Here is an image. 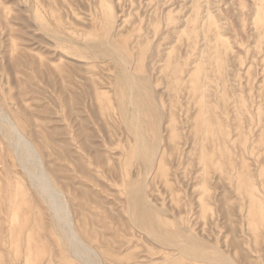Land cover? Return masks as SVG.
Instances as JSON below:
<instances>
[{"label":"rangeland","instance_id":"obj_1","mask_svg":"<svg viewBox=\"0 0 264 264\" xmlns=\"http://www.w3.org/2000/svg\"><path fill=\"white\" fill-rule=\"evenodd\" d=\"M0 7V264H84L74 250L91 264H264V0ZM101 42L144 79L145 136L161 137L149 175L121 115L123 62ZM131 186L149 217L127 207Z\"/></svg>","mask_w":264,"mask_h":264},{"label":"bare ground","instance_id":"obj_2","mask_svg":"<svg viewBox=\"0 0 264 264\" xmlns=\"http://www.w3.org/2000/svg\"><path fill=\"white\" fill-rule=\"evenodd\" d=\"M0 8H2V7H0ZM5 14V13H4ZM264 17V16H263ZM7 18V17H6ZM262 20L264 21V18H262ZM0 21H1V17H0ZM2 23V22H1ZM112 32V31H111ZM215 33H216V31H215ZM160 36V35H159ZM109 38H110V36H109ZM107 40H108V38H107ZM157 40V39H156ZM103 42V41H102ZM99 43V44H102V45H99V44H97V46H98V48H100V53H102V54H104V57H105V55H107V56H109L110 58H112L113 60H118L119 62H123V66H122V73H121V75H120V77H121V82L123 83V85L122 86H124V88H125V90H126V93H127V96H126V98H127V105H126V107H125V109L123 110V111H121L122 112V116L124 117V120H125V125H126V128H127V130H128V132H129V134L132 136V138L134 139V142H135V148H134V150H133V153H134V157H135V159L138 161V162H140L142 165H141V168H142V166L144 165L145 166V172H146V170H148V175H149V170H151L152 171V169L154 170V166H155V162H156V159H157V157H158V154H159V150H160V134H159V137H158V139H159V141L158 142H151V141H149L148 139H147V137L145 136V133H146V126H145V123H144V113H145V111H146V103H145V100H146V98H147V95L143 92V90H142V88H141V86H140V84L138 83L139 82V80L141 79H139L138 80V77L136 76H133V73H129L128 71H127V67L128 66H130V65H128L127 66V64H126V62L128 63V61H126V59H124V57L122 56V55H120V54H122V53H118L117 51H115L116 49H114V50H111V49H113V48H108L109 47V45H108V47H107V45H103V43ZM106 43L105 44H107L108 42L107 41H105ZM110 43V42H109ZM80 44V43H79ZM89 44V43H88ZM87 44V45H88ZM91 44V43H90ZM95 44H96V42H95ZM95 44H93L94 45V48L95 49H97L96 47H95ZM81 45V44H80ZM85 46V45H84ZM87 48V47H86ZM89 48V47H88ZM99 50V49H98ZM91 51V50H90ZM95 52V51H94ZM96 53V52H95ZM99 53V52H98ZM97 53V54H98ZM96 56V55H95ZM101 57H102V55H101ZM109 58V59H110ZM103 59V58H102ZM129 61H131L130 59H129ZM120 64V63H119ZM129 64H130V62H129ZM126 65V66H125ZM131 71V70H130ZM191 73V72H190ZM203 79H204V77H203ZM141 80H144V79H141ZM140 80V81H141ZM149 80V79H148ZM141 84H142V82H141ZM148 87V86H147ZM150 88V87H149ZM152 89V88H151ZM154 89V88H153ZM150 90V89H149ZM204 92V91H203ZM152 94H153V92H151ZM206 93V92H205ZM156 96V95H155ZM204 97V96H203ZM153 98H154V95H153ZM152 98V99H153ZM150 99V98H149ZM147 101V100H146ZM153 101H156V100H153ZM155 103V102H154ZM157 105H155V107H156ZM158 108V107H157ZM157 108H155V109H157ZM123 109V108H122ZM158 110V109H157ZM160 110V109H159ZM158 110V111H159ZM157 111V114L158 113H160V111L158 112ZM161 114V113H160ZM164 115V114H163ZM1 116V115H0ZM123 117H122V119H123ZM159 117V116H158ZM160 117H161V115H160ZM184 117V116H183ZM161 119V118H160ZM160 119H158V121L160 120ZM203 119V118H202ZM7 120V119H6ZM124 120H123V122H124ZM156 121H157V119H156ZM161 121V120H160ZM5 122V121H4ZM160 123H158V125H159ZM162 125V124H161ZM148 126V125H147ZM156 126V125H155ZM8 127H11V125L10 126H8ZM125 127V126H124ZM149 127V126H148ZM159 127H160V125H159ZM162 127V126H161ZM1 129H3V128H1ZM160 129V128H159ZM152 130L154 131V129L152 128ZM165 130V129H164ZM2 131V130H1ZM12 131H14L15 132V134L17 135V137H15V138H18L19 139V141H22L21 140V137H22V135L20 134V132H19V130H18V128L15 126V125H12V129H11V132ZM160 131H162L161 129L160 130H158V132H160ZM4 132V131H3ZM154 133H155V131H154ZM162 133V132H161ZM15 134H13L12 133V135H15ZM149 134V133H148ZM11 135V134H10ZM150 135V134H149ZM85 136V135H84ZM14 138V137H13ZM93 138V137H92ZM10 139H12V138H10ZM10 139H9V141H10ZM14 140V139H13ZM12 140V141H13ZM15 140H17V139H15ZM12 141H11V143H12ZM108 141V140H107ZM8 143V142H7ZM16 143H18V142H16ZM15 143V144H16ZM9 144V143H8ZM14 144V145H15ZM19 144H20V142H19ZM18 145V144H17ZM16 145V146H17ZM90 145V144H89ZM30 146H32V148L34 147L33 145H30ZM191 147V146H190ZM31 148V147H30ZM35 149V148H34ZM189 157V156H188ZM23 158H25V157H23ZM31 158V157H30ZM29 158H27V161H29L28 160ZM26 160V159H25ZM32 160V159H31ZM37 160H39V159H37ZM135 164V163H134ZM34 165V164H33ZM138 165V164H137ZM140 167V166H139ZM197 167V166H196ZM25 168V167H24ZM26 169V168H25ZM27 170V169H26ZM28 171V170H27ZM26 171V172H27ZM145 172H144V174H145ZM31 173V172H30ZM40 173V172H39ZM38 173V174H39ZM117 173V172H116ZM151 173V172H150ZM32 174V173H31ZM30 175V174H29ZM33 175V174H32ZM31 175V176H32ZM145 175H147V174H145ZM144 175V176H145ZM34 176V175H33ZM38 175H36V177H37ZM150 177V176H149ZM34 178H35V176H34ZM38 179L37 180H39V186H40V188H41V190L45 193V197H44V201L45 202H47V200L49 201L50 199H52V198H50V196L51 195H55L58 191H56L55 192V190L56 189H54V188H52V187H50V184L51 183H48L49 181V179H47V176L45 175V174H41V176L39 175L38 177H37ZM142 181V180H141ZM34 182H36V181H34ZM145 182H146V180H145ZM32 183H33V181H32ZM38 183V182H37ZM136 183H134V185H135ZM143 184H144V181H143ZM143 184H142V187L140 188V186H138L139 187V189H142L143 187H145L146 186V184L143 186ZM215 185V184H214ZM136 188H133V186H131L130 187V189H129V191H128V195H127V201H128V203H126V204H128L127 205V207L129 208V209H131L130 211L132 212V210L133 209H135L136 210V213H137V215L139 216V218H140V220L141 219H144V218H146V217H149L150 216V212H151V209H150V206H149V204H148V202L146 201V199H145V197H144V194H143V192H142V190H139L138 189V191H136L135 190ZM144 190H145V188H144ZM143 190V191H144ZM165 190V189H164ZM163 190V191H164ZM40 192V191H39ZM145 192V191H144ZM59 193V192H58ZM127 194V193H126ZM126 196V195H125ZM58 197V196H57ZM56 196L54 197V198H57ZM154 198V197H153ZM54 200V199H53ZM52 200V201H53ZM57 199H55V201H56ZM156 200V199H155ZM159 200V199H158ZM54 201V202H55ZM126 201V200H125ZM225 201V200H224ZM50 203V206H51V204H53V202H51V201H49ZM48 203V202H47ZM57 203V201L54 203V204H56ZM48 204V205H49ZM54 204H53V206H54ZM59 204V203H58ZM52 207V206H51ZM56 207H59V205H57ZM54 208H55V206H54ZM54 208L52 207V209L54 210ZM151 208H153V206H151ZM51 209V210H52ZM129 209H127V210H129ZM58 210H59V208H58ZM57 211V210H56ZM55 211V212H56ZM156 211H159V210H156ZM162 211V210H161ZM164 211V210H163ZM162 211V212H163ZM52 212H54V211H52ZM129 212V211H128ZM131 212H129V213H131ZM128 213V214H129ZM159 213V212H158ZM153 214V213H152ZM166 214H167V212H166ZM228 214V213H227ZM55 215H57L56 213H55ZM61 215V214H60ZM117 215V214H116ZM58 216V215H57ZM56 216V217H57ZM175 218V217H174ZM138 219V218H137ZM130 221V220H129ZM176 221V220H175ZM214 221V220H213ZM138 222H139V219H138ZM124 223V222H123ZM142 223V222H141ZM140 224V222L138 223V225ZM144 224V226H145V223H143ZM147 224V223H146ZM142 225V224H141ZM140 226V225H139ZM144 226H141L142 228L144 227ZM134 227V226H133ZM135 228V227H134ZM136 228H137V224H136ZM179 228V227H178ZM138 229H139V227H138ZM180 229H182V228H180ZM184 229V228H183ZM140 230V229H139ZM143 230V229H142ZM141 230V231H142ZM72 232H73V230H72ZM125 232V231H124ZM184 232V231H183ZM74 233V232H73ZM143 233V232H142ZM144 234V233H143ZM149 234V233H148ZM144 235H146V234H144ZM154 235V234H153ZM153 235H150L149 237H152ZM164 235V234H163ZM72 237V239L74 238H76V237H78V235H75V234H73V236H71ZM148 237V236H147ZM155 237V236H154ZM154 237H152L153 238V240H154ZM79 238V237H78ZM152 238H150L151 240H152ZM156 238V237H155ZM170 238V237H169ZM208 238V237H207ZM171 239V238H170ZM185 239V238H184ZM189 239H190V237H189ZM196 239H198V238H196ZM79 240H80V242H81V239L79 238V239H77V241L79 242ZM174 240V239H173ZM73 241V240H72ZM154 241H156V242H154ZM153 242L154 243H156L157 244V242L158 243H160L161 245H163V246H165L167 249H168V247L169 248H171L170 246H172V248L174 247L172 244H173V242H170V243H168L169 241H167L164 237H157L156 238V240H154ZM167 241V242H166ZM170 241H172V240H170ZM177 241H179V240H177ZM176 241V242H177ZM198 241V240H197ZM180 242V241H179ZM185 242V241H184ZM193 242V241H192ZM201 242L202 241H200V244H201ZM208 242V241H207ZM76 243V242H75ZM83 243V242H82ZM150 243V242H149ZM172 243V244H171ZM175 243V242H174ZM155 244V245H156ZM160 244H159V246H160ZM190 244H192L191 242H190ZM203 244V243H202ZM205 242H204V245L203 246H205ZM77 245V244H76ZM86 243L84 244V248H86V247H88V245H86ZM186 245H187V242H186ZM185 245V247H183V248H181L180 247V245H179V248H181V250H182V252H187L188 253V257H190L189 255H192V252L191 253H189L190 251H192V247L190 248L189 246L187 247ZM196 245V244H195ZM210 245V244H209ZM182 246V245H181ZM201 246V245H200ZM77 247H79V246H77ZM76 247V251L78 252V249L79 248H77ZM164 247V248H165ZM187 247V248H186ZM211 247V246H210ZM74 249H75V247H73ZM83 248V245L81 246V249ZM88 248H90V247H88ZM163 248V247H162ZM165 248V249H166ZM171 248V249H172ZM178 249L176 246L174 247V249ZM190 248V249H189ZM213 249H216V247L214 248V247H212ZM189 249V250H188ZM194 249V248H193ZM83 251H84V249H82ZM200 250V249H199ZM218 250V249H217ZM82 251V252H83ZM88 251V250H87ZM169 251V250H168ZM189 251V252H188ZM74 252V254H75V258L76 259H80L81 260V262H83L84 264H91V262H89V260H90V256L87 258L88 259V261H87V259H81L82 257V254H81V252H80V250H79V253H75V250L73 251ZM182 252H180L179 254L181 255V254H183ZM222 252V251H221ZM83 253H86V254H88V252H83ZM198 253V252H197ZM224 253V252H223ZM86 254H84L85 256H86ZM92 254V253H91ZM90 254V255H91ZM94 254V253H93ZM95 255V254H94ZM186 256H187V254H185ZM194 255V254H193ZM193 255H192V258H193ZM197 254H195L194 256H196ZM199 255V254H198ZM197 255V256H198ZM226 255V254H225ZM85 256H83V257H85ZM183 256V255H182ZM185 256V257H186ZM204 256H206V255H204ZM203 256V257H204ZM220 256V255H219ZM217 257V256H216ZM86 258V257H85ZM197 258H199V257H197ZM196 258V261L198 262V261H200V259L198 260ZM209 258V257H208ZM215 258V257H214ZM214 258H213V260H212V262L214 261ZM221 258V257H220ZM220 258L218 257V259L220 260ZM190 259H191V257H190ZM210 260V259H209ZM216 260V259H215ZM77 261V260H76ZM87 261V262H86ZM91 261V260H90ZM193 261H194V259H193ZM222 261H223V258H222ZM93 262V261H92ZM220 262V261H219ZM231 262H232V260H231ZM95 263V262H94ZM215 263V262H214ZM224 263V262H223ZM228 264L230 263V261L229 262H227ZM234 263V262H233ZM218 264V263H217ZM225 264H226V261H225Z\"/></svg>","mask_w":264,"mask_h":264}]
</instances>
